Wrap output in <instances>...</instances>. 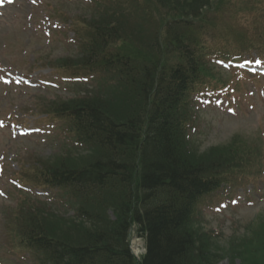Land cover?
I'll return each instance as SVG.
<instances>
[{"label": "trees", "instance_id": "trees-1", "mask_svg": "<svg viewBox=\"0 0 264 264\" xmlns=\"http://www.w3.org/2000/svg\"><path fill=\"white\" fill-rule=\"evenodd\" d=\"M116 4L86 17L56 10L72 24L79 51L52 66L97 75L76 98L47 102L52 116L64 118L73 143L50 159L21 167L19 176L63 188L65 205L75 215L58 216L46 203L27 201L10 211L8 225L18 227L35 264H211L206 243L214 237L202 228L199 202L229 173L247 175L259 164L258 172H264L259 145L234 136L195 157L196 140L188 135L191 97L205 78L215 77L202 60L208 49L192 25L203 20L204 6L226 8L230 2ZM219 32L228 56L253 48L264 56L243 31L228 25ZM132 225L146 241L140 260L129 248ZM249 238L254 240L249 233L241 241ZM263 239L259 235L264 256Z\"/></svg>", "mask_w": 264, "mask_h": 264}, {"label": "rangeland", "instance_id": "rangeland-1", "mask_svg": "<svg viewBox=\"0 0 264 264\" xmlns=\"http://www.w3.org/2000/svg\"><path fill=\"white\" fill-rule=\"evenodd\" d=\"M89 3L90 0H16L0 11V264H23L21 257L8 250L5 243L4 217L9 207L16 206L17 201L23 203L29 198H38L51 202L61 213L65 212L55 190L22 182L23 186L18 187L17 173L22 163L28 166L35 155L51 157L59 153L60 146L67 142L64 120L45 118L43 122L45 114L34 113L33 102L38 98L70 97L74 94L70 85L73 87L74 83L90 87L94 84L93 73L71 79L60 76L45 65L55 57L75 54L77 49L73 31L68 24H62L54 17V9L62 7L74 12L81 4L86 6ZM229 6L227 12H210L208 22L200 29V36L208 49L206 60L225 80L226 87L212 90L213 79H206L202 92L194 96L187 130L196 140L195 157L212 146L229 143L234 136H240L250 144H260L264 153V74L261 73L263 64L256 60L261 52L253 48L241 55L243 60L252 59L255 63L253 68L243 65L247 61L239 62V67L230 66L222 56L225 40L212 26L214 22L229 24L245 32L264 52V43L259 44L264 39V0H231ZM231 45L235 46L234 43ZM10 70L36 82L52 81L53 85L46 82H39L36 87L24 83L15 85L8 78ZM207 90L211 93L208 96L204 95ZM13 118L21 119L28 128L40 125L41 129L36 133L21 134L19 129L23 126L11 121ZM263 174L254 170L249 178L238 177L232 184L202 198L198 204L202 228L212 229L221 235L206 243V254L211 264H264L263 253L259 250L261 245L258 244L259 235H264V223L260 220L264 212ZM110 216L113 217V213ZM252 224L253 229L250 227ZM245 226L243 233L237 232ZM234 232L237 234L228 240ZM249 233L254 240L241 241L249 237ZM137 234V227L132 225L128 237L131 249L144 244V238Z\"/></svg>", "mask_w": 264, "mask_h": 264}, {"label": "snow or ice", "instance_id": "snow-or-ice-1", "mask_svg": "<svg viewBox=\"0 0 264 264\" xmlns=\"http://www.w3.org/2000/svg\"><path fill=\"white\" fill-rule=\"evenodd\" d=\"M33 2H34V0H33ZM230 111H232V110H230ZM236 201H233V203H235Z\"/></svg>", "mask_w": 264, "mask_h": 264}]
</instances>
